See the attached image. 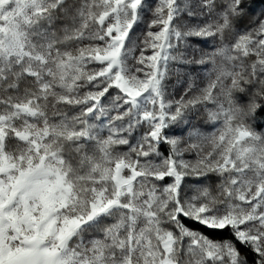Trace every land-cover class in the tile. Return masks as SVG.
Listing matches in <instances>:
<instances>
[{
    "label": "snow or ice",
    "instance_id": "1",
    "mask_svg": "<svg viewBox=\"0 0 264 264\" xmlns=\"http://www.w3.org/2000/svg\"><path fill=\"white\" fill-rule=\"evenodd\" d=\"M144 2L0 0V264H248L237 245L264 264V137L246 123L261 105L241 112L233 97L241 81L264 75V19L241 31L244 0L219 10L217 0H199L213 18L180 26L182 11L197 15L190 0L183 8L159 0L138 47L131 34ZM62 19L69 23L57 30ZM208 38L220 44L199 63L211 62L216 78L173 109L161 71L169 49ZM203 102L217 105L209 117L223 115V128L206 138L207 152L189 145L199 157L190 163L164 129ZM142 123L148 131L133 143ZM162 143L171 155L150 159ZM208 173L224 178L222 199L207 189L182 197L186 177ZM166 177L173 182L157 183ZM182 218L230 228L233 238L214 241Z\"/></svg>",
    "mask_w": 264,
    "mask_h": 264
},
{
    "label": "trees",
    "instance_id": "2",
    "mask_svg": "<svg viewBox=\"0 0 264 264\" xmlns=\"http://www.w3.org/2000/svg\"><path fill=\"white\" fill-rule=\"evenodd\" d=\"M193 11L197 13L195 16H189L187 11H182L181 14L177 17V25L191 24V25H202L206 21L212 19L213 17L209 16L206 12H202L201 7L199 6V0H190ZM68 3H78V0H68ZM182 8L185 4V0H179ZM225 3V0H217V10H219ZM159 0H145L143 4V11L141 13V21L134 26L132 30L133 41L137 42L139 47V42H142L148 29L149 22L154 18V9L158 6ZM245 4V14L242 19L237 18L234 21L236 29L241 31L245 29H251L255 27L260 20L264 17V0H244ZM68 20H58L54 27L59 30L63 25L68 24ZM156 31L157 29H152ZM226 42H231L232 33L225 34ZM220 41L216 38L208 39H190L187 44L179 43V53L177 55L178 60V76H175V72L169 77V85H172V82H176V87L171 93L174 97L188 100L196 96V93H201L204 90V87L208 81H211L210 77V64L199 63L202 56H206L208 53L218 47ZM138 54V53H137ZM146 54H151L149 49ZM255 57H250L245 60V65L247 66L254 60ZM177 62V61H176ZM210 79V80H209ZM264 80V75H259L257 77H251L250 82L241 81L240 87L243 91H234L233 97L238 99L240 102L245 105H249L251 102H255L261 107L258 109L257 114L264 111V87H262L260 81ZM230 80L226 81L228 83ZM231 82V81H230ZM23 87V85H22ZM117 94L116 89H111L110 92L106 95L103 102L105 104H111L112 98ZM210 105L209 102H203L196 105L194 108H189L186 110L185 115L178 119L175 122L169 121L168 127L164 129V134L169 138H177L180 141L179 147L186 149L183 152V155L178 157V159H183L187 162L192 163L195 159L194 149L189 148V145L204 142L205 139V126L208 122H205V108ZM70 112H75L76 109H69ZM198 114V115H196ZM117 124L121 123L120 121L116 122ZM200 128L203 129L201 139H199V133L197 132ZM207 128V127H206ZM148 131V125L142 123L139 126H136L131 133V140L135 143L142 135ZM127 135V133H125ZM107 135V134H106ZM92 146L89 145V151ZM119 151H126V146H120ZM159 156H152L150 159L160 161L165 157L171 155V146L167 143H162L158 146ZM143 159V158H141ZM173 180L171 177H166L163 181H157L158 184L166 185L172 183ZM224 183V178L217 175L216 173H208L202 177H186L182 181V191L181 195L184 198H191L203 189H207L212 196L221 198L220 191L221 185ZM183 223L191 230H195L199 233L204 234L214 241L222 240H231L233 238L232 230H213L208 229L205 226L200 225L199 223L182 218ZM114 222L113 218H106L104 220V225H109ZM94 235H100L98 232L92 233ZM240 250V253L246 257L248 264H257L258 257L249 247H242L237 245Z\"/></svg>",
    "mask_w": 264,
    "mask_h": 264
},
{
    "label": "rangeland",
    "instance_id": "3",
    "mask_svg": "<svg viewBox=\"0 0 264 264\" xmlns=\"http://www.w3.org/2000/svg\"><path fill=\"white\" fill-rule=\"evenodd\" d=\"M178 2H179V0H178ZM263 19H264V17H263ZM176 20L174 21V24H177ZM173 44L176 46L173 47L172 49H169V54H170L169 59L166 61V66L161 68V71L164 73L163 80H162L164 99L166 102L171 101L172 105H173V109H174L176 106V102L180 101L181 99L177 98V96L174 97L171 94L173 92V90L175 88H177L176 82H172V85H169V77L171 76V74H173L175 72V76H178L177 72H178V66H179L178 60H177V55L179 53V44H176V41H173ZM220 63H221V60L219 57H217V65H219ZM209 64H210L209 71H210V75H211L210 79H211V81H213L216 78L217 71L211 62H209ZM211 81H208V83H206L204 89L208 86V84ZM230 83L231 82L229 81L226 84L230 85ZM215 91L218 92L219 89H216ZM201 93L200 94L196 93L195 95L199 96V95H201ZM221 99H223V98H221ZM234 99L239 105H241L245 109L248 107L244 103L240 102L238 99H236V98H234ZM224 105L226 108L228 107L227 101H224ZM149 107H151V106H149ZM216 111H217V105L210 103V105L208 104V106L205 108V112H203L205 115V122L206 123L208 122L207 126L204 127L205 130H207V131H205V135H203L205 141L201 142V143L198 142L196 144H200L203 147L205 152H207L211 147V145L208 143V140L206 138L212 137L213 135H217L219 133V131L223 128V120H224L223 115H220L219 118L216 120H212L209 117L210 112H216ZM196 115H198V114H196ZM246 123L258 135L264 137V111L256 114L254 117L253 116L248 117V119L246 120ZM203 129L200 128L197 132V135L199 133V137H198L199 139H201L202 134H204ZM106 134H107V132L105 131L104 135L106 136ZM90 150H92V149L90 148ZM194 151L196 153L195 154L196 157L192 161V163H195V161L199 158L198 157V149H194Z\"/></svg>",
    "mask_w": 264,
    "mask_h": 264
},
{
    "label": "clouds",
    "instance_id": "4",
    "mask_svg": "<svg viewBox=\"0 0 264 264\" xmlns=\"http://www.w3.org/2000/svg\"><path fill=\"white\" fill-rule=\"evenodd\" d=\"M243 111V107L241 106V112ZM238 117H240V113H237Z\"/></svg>",
    "mask_w": 264,
    "mask_h": 264
}]
</instances>
